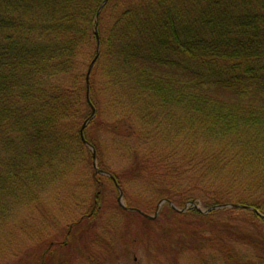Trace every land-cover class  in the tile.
Here are the masks:
<instances>
[{
    "label": "trees",
    "instance_id": "16d2710c",
    "mask_svg": "<svg viewBox=\"0 0 264 264\" xmlns=\"http://www.w3.org/2000/svg\"><path fill=\"white\" fill-rule=\"evenodd\" d=\"M103 1L0 0V232L89 166L91 106L111 113L110 131L121 116L127 158L121 179L93 168L92 183L126 195L144 177L160 189L152 208L231 204L215 210L264 220V0ZM95 115L83 134L96 157ZM74 179L60 184L79 203L89 182Z\"/></svg>",
    "mask_w": 264,
    "mask_h": 264
},
{
    "label": "rangeland",
    "instance_id": "374dc122",
    "mask_svg": "<svg viewBox=\"0 0 264 264\" xmlns=\"http://www.w3.org/2000/svg\"><path fill=\"white\" fill-rule=\"evenodd\" d=\"M95 116L86 134L97 144V166L121 179L127 160L121 154V116L115 132L109 130L110 112L97 116L96 110ZM92 169V160L87 167L78 163L59 185L39 194L35 204L12 211L0 232V264H36L42 254L40 264H264V220L249 211L176 212L165 202L152 208L160 189L147 186L142 177L129 181L126 195L121 190L122 201L154 216L147 218L122 209L118 189L105 177L101 184L92 183ZM83 178L89 182L78 187L84 203H74L73 191L60 183ZM82 214L87 215L72 225Z\"/></svg>",
    "mask_w": 264,
    "mask_h": 264
},
{
    "label": "water",
    "instance_id": "95a60500",
    "mask_svg": "<svg viewBox=\"0 0 264 264\" xmlns=\"http://www.w3.org/2000/svg\"><path fill=\"white\" fill-rule=\"evenodd\" d=\"M106 1H107V0H104L103 3L101 4V6H102ZM101 6H100V8H101ZM100 8H99V10H100ZM99 10H98V11H99ZM97 18H98V14H97V16H96V27H95V35H96V39H97V43H98L99 39H98V34H97ZM93 63H94V60L89 64L88 69H87V74H86V84H87V85H88L89 74H90V71H91V69H92ZM87 98H88V95H87ZM94 113H95V112H94V108L92 107L90 118H92V117L94 116ZM90 118H89V119H90ZM89 119H87V121L84 122L83 126L81 127V130H80V136H81L83 142H84L87 146H89L90 149H91V151H92L93 166H94V168H95V171H96V172H99V173L106 174V173H104L102 170H100V169H98V168L96 167V161H95V150H94V148H93V147H92L87 141H85V140L83 139V128L85 127V125L87 124V122L89 121ZM117 188H118V187H117ZM118 189H119V188H118ZM117 201H118V204H119L122 208H124V209H128V208L123 204V201H122V191H121L120 189H119V195H118ZM164 201H165V200H162V201L159 203V205H160L162 202H164ZM188 205L194 206V207H196L197 209L200 210L199 205H196L193 201H190L189 203H187V204L185 205V207L182 208V209L176 208V207L173 206V205H172V206L174 207L175 210L182 212V211H185V210L188 208ZM224 206L229 207V206H232V205H231V204L217 205V206H214V207L209 208V209H207V210H201V211H202V212H208V211H210L211 209L221 208V207H224ZM130 209L135 210V211H138L139 213L145 215V216L148 217V218H153V217H154V216L146 215L145 213H143V212H142L141 210H139V209H136V208H130Z\"/></svg>",
    "mask_w": 264,
    "mask_h": 264
}]
</instances>
